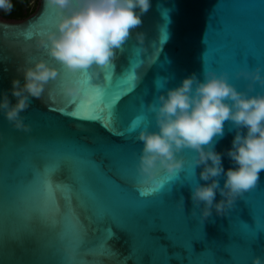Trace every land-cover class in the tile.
I'll use <instances>...</instances> for the list:
<instances>
[{"label": "water", "instance_id": "obj_1", "mask_svg": "<svg viewBox=\"0 0 264 264\" xmlns=\"http://www.w3.org/2000/svg\"><path fill=\"white\" fill-rule=\"evenodd\" d=\"M55 19L47 0H39L25 18H0V91L34 59H47L58 70L56 80L22 113L29 131L15 129L0 115V264H237L234 257L238 264H251L252 256L264 255V170L222 215L213 212L201 220L191 211L187 165L175 174L159 171L155 187L141 185L136 130L144 122L126 131L141 104L152 126L146 105L163 77L172 86L189 73L212 68L227 72L242 88L246 82L234 76L239 68L261 64L264 72V0H151L137 27L144 42L137 44L132 36L110 63L81 73L85 96L71 102L61 94L60 81L72 74L35 44L36 35L54 28ZM237 51L256 58L245 61ZM96 88L102 89L99 98ZM113 96L115 111L106 106ZM230 128L226 122L217 151L230 146ZM111 145H130L134 186L156 189L142 198L148 202L143 210L122 206L123 193L114 185L125 182L112 164ZM73 146H84L95 165L85 166L80 178L70 175L62 159ZM184 156L187 161L191 153L185 150ZM222 162L229 166L227 157ZM85 189L97 191L110 208L94 214ZM64 217L68 221L61 227ZM77 223L86 225L82 244L74 238ZM246 234L253 235L249 248L240 251L236 246Z\"/></svg>", "mask_w": 264, "mask_h": 264}, {"label": "clouds", "instance_id": "obj_2", "mask_svg": "<svg viewBox=\"0 0 264 264\" xmlns=\"http://www.w3.org/2000/svg\"><path fill=\"white\" fill-rule=\"evenodd\" d=\"M47 4L55 12V25L38 33L35 44L72 74L60 81L68 102L85 96L81 73L110 63L132 36L137 44L144 42L137 27L151 0H47ZM12 6V0H0V11ZM17 71L20 75L10 80L9 88L0 91V115L27 132L30 125L22 113L56 80L58 70L47 59L37 58ZM234 76L246 82L244 87L230 82L227 72L212 68H202L199 75L189 73L172 86L167 84L169 77H163L146 105L152 126L143 124L136 130L139 183L155 187L159 171L175 174L187 165L191 211L201 220L213 212L222 215L256 185L264 170V72L256 64L239 68ZM226 122L229 131L234 130L230 146L217 151L215 143L224 135ZM185 150L191 153L187 161ZM222 157L229 160L227 168ZM251 264H264V255L252 256Z\"/></svg>", "mask_w": 264, "mask_h": 264}, {"label": "snow or ice", "instance_id": "obj_3", "mask_svg": "<svg viewBox=\"0 0 264 264\" xmlns=\"http://www.w3.org/2000/svg\"><path fill=\"white\" fill-rule=\"evenodd\" d=\"M262 48H264V37H262ZM236 57H242L245 61L249 60V57L256 58L251 52H240L237 51L235 53ZM260 59H264V55L260 57ZM215 63V62H214ZM58 75V74H57ZM107 78V77H106ZM102 89L96 88L94 89V95L99 98L101 95ZM116 100L117 97L113 96L107 100L106 106L116 110ZM88 108V110H92L88 105L84 106ZM141 113L135 116L130 124L126 126V131L131 132L137 124L141 121L144 124L148 123V117L143 112V105H140ZM75 115V113H72ZM112 115V112H109V116ZM89 119H99L98 116H89ZM117 135H124V133H115ZM109 151L113 157L112 164L115 166V170L117 175L125 182L123 186L114 185L117 187L124 196L123 208L124 210H134L140 211L148 206V202L143 200L142 198L147 196L150 193L156 191L154 188L149 189H137L134 185L136 182V177L130 167V157L132 154V147L130 145H111L109 146ZM87 149L84 146H73L70 149H67L62 156V159L67 162L69 165L70 175H75L77 178H80L85 170V166L94 167V162L90 161L86 157ZM90 198V202L92 205V212L96 215H101L103 212L107 211L110 208V204L107 201L102 200L97 191L85 189ZM39 214V209H36ZM68 221L67 217H64L61 221V227L66 224ZM253 235L246 234L243 240L236 246L240 251L248 249L247 241ZM74 238L77 243L82 244L86 240V225L77 223L74 227ZM71 251V248L68 249ZM234 260L237 261L238 257H234Z\"/></svg>", "mask_w": 264, "mask_h": 264}, {"label": "trees", "instance_id": "obj_4", "mask_svg": "<svg viewBox=\"0 0 264 264\" xmlns=\"http://www.w3.org/2000/svg\"><path fill=\"white\" fill-rule=\"evenodd\" d=\"M13 6L9 11H1L2 15L8 19H22L32 13L29 0H12Z\"/></svg>", "mask_w": 264, "mask_h": 264}, {"label": "rangeland", "instance_id": "obj_5", "mask_svg": "<svg viewBox=\"0 0 264 264\" xmlns=\"http://www.w3.org/2000/svg\"><path fill=\"white\" fill-rule=\"evenodd\" d=\"M38 4H39V0H30V9L32 10V13L36 10ZM0 18H5L2 15L1 11H0Z\"/></svg>", "mask_w": 264, "mask_h": 264}, {"label": "flooded vegetation", "instance_id": "obj_6", "mask_svg": "<svg viewBox=\"0 0 264 264\" xmlns=\"http://www.w3.org/2000/svg\"><path fill=\"white\" fill-rule=\"evenodd\" d=\"M29 4H30V0H29Z\"/></svg>", "mask_w": 264, "mask_h": 264}]
</instances>
